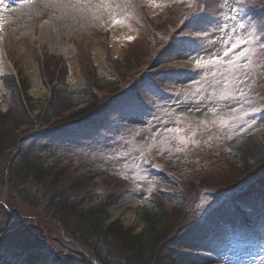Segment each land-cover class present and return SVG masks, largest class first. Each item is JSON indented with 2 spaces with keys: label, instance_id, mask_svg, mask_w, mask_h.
<instances>
[{
  "label": "rangeland",
  "instance_id": "rangeland-1",
  "mask_svg": "<svg viewBox=\"0 0 264 264\" xmlns=\"http://www.w3.org/2000/svg\"><path fill=\"white\" fill-rule=\"evenodd\" d=\"M43 1L33 0L28 3L27 0L24 2L0 0V54H5L0 55V73L5 70L2 56L6 58V64L29 80L31 85L29 94L33 99L44 94L37 76L35 52L67 59L69 66L67 82L70 89L81 88L85 83V76L80 73L78 59L75 57L78 49L81 50L84 60L93 59L100 79L105 82L112 81L114 75L110 72L111 67L108 62L110 58L125 59L134 47L139 46L135 43L137 40H141L142 43L144 38L142 33H150V22L152 26L162 23L171 6H177L176 3L179 2V0H114L113 2L74 0L71 8L65 9L60 5L45 7ZM239 1L241 6H237L238 0H214L211 3L213 9L216 8L215 6H220V10L216 12L212 24L202 31L205 37L204 46L201 48V44H197L171 52L168 59L172 60L173 68L185 64L183 60L177 59L192 57L198 51L202 57L217 55L228 61L224 52L232 47L234 37L239 35L241 39L247 34L246 29L258 18L257 10L250 7L252 0ZM236 6L240 10L239 13L234 12L233 8ZM211 12L213 13L212 10ZM121 18H125L123 22L119 21ZM113 20H118L119 23H113ZM132 22L135 25H132ZM225 24L229 25L228 29L225 32L219 31ZM240 24L245 25L246 29L239 27ZM119 28L125 29L119 30ZM101 29L102 32L105 29L108 31L107 37L99 33ZM124 30H126L124 34H120ZM128 37L132 39H127ZM135 39L137 40L133 42ZM257 41L255 46L249 45L251 51L240 65L234 66V62L230 68L214 69L207 78L195 76L184 70H174L168 77L165 87L168 94L160 92L152 98L155 109L151 108L150 119L148 117L126 120L127 127L133 134V140L124 137L112 145H103L105 142L103 129L93 139H85L86 137L82 136L88 134H81L71 140L65 139L64 141L69 140L68 145L58 149L59 154L80 151L85 156L92 154L100 156L98 149L103 145L102 155L96 160L98 168L128 171L124 162L127 160L134 162L135 158L142 154H146V158H149L148 154L154 155L156 152L167 153L168 156L171 151L179 152L189 145L203 147L219 142L226 146L225 151L231 162L241 166L243 161H253L255 167L264 169V113L247 120H238L260 108V110L264 109V106L257 102L258 99L264 100L262 96L264 93V47L262 46L264 45ZM239 49V47L234 48V54H239ZM84 51L88 53L83 54ZM106 53L108 57H105ZM145 60L146 57L143 61ZM183 86L187 88L180 89ZM1 107L2 111L6 110L5 105ZM212 116L223 121L229 119L230 123L218 124L207 121ZM114 124L115 120L112 118L108 126L112 127ZM138 125H141L140 132L137 131ZM173 128H177V131L169 138L166 145L148 144L150 140L153 142L166 140L167 134ZM92 136L93 134L88 138ZM210 137L215 140H210ZM57 143L61 145V139L57 140ZM144 144L145 147L139 146ZM248 146L254 150H261L262 154L251 152ZM130 147L131 152L123 156ZM140 171L139 166H134L128 171L134 174L133 180L136 186L133 192L136 193L125 196L119 203L117 200L112 202L111 208H108L111 219L119 220L123 228H133L137 232L146 227L145 221L140 219L139 214H144L150 209L144 200L151 191L153 183L152 176L149 175L145 179ZM213 174L218 175L219 172L214 170ZM5 195L6 192L3 191L4 200L7 198ZM14 197L15 193L10 195L7 204L14 211L22 210L24 206L18 199L13 200ZM98 203L99 198L95 196L90 203L82 206L85 209ZM164 205L170 207L171 202L167 201ZM214 205L215 201L207 198L199 204L204 211H208ZM51 230L54 229L51 227ZM61 231L62 228L59 227V233ZM160 237L156 235L153 240L150 239V242ZM198 252L199 255L178 253L172 255L171 259L174 260L173 264H264V228L257 230L251 238L225 234L220 244L204 243ZM204 256H207V259H204Z\"/></svg>",
  "mask_w": 264,
  "mask_h": 264
},
{
  "label": "trees",
  "instance_id": "trees-1",
  "mask_svg": "<svg viewBox=\"0 0 264 264\" xmlns=\"http://www.w3.org/2000/svg\"><path fill=\"white\" fill-rule=\"evenodd\" d=\"M40 71L41 74L49 75L50 77H52L53 69L50 68L48 61L44 63ZM65 75L66 70L64 69L62 70L60 79L53 87L52 94L48 100L47 105L41 111V116L44 117V119L56 116L59 113V110L63 109L71 103V92L67 90V86L64 82ZM1 85L5 88L6 91L3 95L2 103L7 105V110L5 112H0V169L2 167L0 184H2L1 177L3 175V172L7 170L8 182L13 187L15 186V183L18 179L27 177L34 171V174H39L41 170L35 169V167H31L28 162L29 151L32 152L34 143L33 141L30 142L27 139L28 144L21 148L15 149L14 146L16 141V137L14 136L15 130L19 129L21 124H26L29 122L28 117L29 111L31 109V104L30 97L26 93L28 85L26 84L24 79L21 81L23 95H20V88L14 84L13 79L12 77H10V75L4 76ZM126 102H123L122 99L114 101L113 103H111L113 107L112 110L115 109L116 112L124 111L126 109ZM85 128L89 129L87 125L77 126L76 124H74L63 129L68 134H73L81 132L82 129ZM11 146H13L14 149L11 150L9 154L3 155L4 150ZM200 169L208 175V178L204 181L205 185L212 186L214 189H223L229 186H233L243 176H246L251 172L250 168H246L245 172H242L227 165L217 166L215 164H207ZM214 170L218 171L219 174H213ZM84 182L85 181L83 176L59 179L50 175L48 176V179L46 181V190L51 188L50 194L47 196V198L50 203H53L56 210L54 215L56 216L57 222L62 228L68 227L69 223H72L75 227H79L82 222H86V224H89L88 232H81L82 228L81 231L75 230V232H78V234H80L78 239L81 242H86L88 240L86 239L89 236L88 234L92 235L99 241H108L109 239H111V237L108 238V234H111L113 237L119 235L121 233V227L118 222L111 223L109 225H106L104 223V220L108 217L104 206L111 204L112 202L116 201V199H118L120 195L123 196L124 194L119 190V196L106 195L107 201H105L103 206L95 209L89 208L87 210H83L81 208L82 203L84 202V200H90L92 195V191L85 186ZM106 191L109 192L110 195L117 194L115 192H112L109 186L106 187ZM13 193L14 191H9L7 193V197L13 195ZM15 199H18L20 201L22 199V196L18 193H15V197L13 198V200ZM180 205L181 204L177 205L176 207L180 208ZM2 214L4 213L0 207V217L2 216ZM159 216L160 219L158 221L162 222L161 218H163V215ZM2 224L3 223H0V253L1 251H3L6 253V255L7 253L11 254L12 248H23L30 243V240L20 241V237L14 235V239L10 242V244L4 247L2 245V242L7 236H4L5 230L2 228ZM71 233H73L72 229ZM122 233L123 234H121V236L118 237L117 240H115L112 247L115 248V251L120 250V252L125 255L126 251H131L136 242L141 241L142 236H132L128 231L126 233ZM92 236L91 238H93ZM121 249H123L124 251H122ZM96 250L99 251L100 248H96Z\"/></svg>",
  "mask_w": 264,
  "mask_h": 264
},
{
  "label": "snow or ice",
  "instance_id": "snow-or-ice-1",
  "mask_svg": "<svg viewBox=\"0 0 264 264\" xmlns=\"http://www.w3.org/2000/svg\"><path fill=\"white\" fill-rule=\"evenodd\" d=\"M113 23H119L118 20H113ZM239 27L241 28H245L246 26L243 25V24H240ZM127 39H132V37H128ZM239 44H242V45H248V44H253V46H255L256 44V39H255V29H253L252 32L249 33V36L247 39H239L238 41ZM237 47V44L236 43H233L232 44V48H236ZM228 51H231V48L228 49ZM251 51L250 49H242L241 52L237 55V60L240 59L241 56H247L248 52ZM227 54V53H225ZM219 59V57H216V56H213L209 61H206L205 63H215V61ZM197 63V66H201V61L200 60H197L196 61ZM215 109H213L214 111ZM233 111H235V109H233Z\"/></svg>",
  "mask_w": 264,
  "mask_h": 264
},
{
  "label": "bare ground",
  "instance_id": "bare-ground-1",
  "mask_svg": "<svg viewBox=\"0 0 264 264\" xmlns=\"http://www.w3.org/2000/svg\"><path fill=\"white\" fill-rule=\"evenodd\" d=\"M109 2L110 1H114V0H108ZM45 4H46V6L45 7H48V6H51V5H53V6H59L60 5V7L61 8H65V9H69V8H71V6L73 5V3H74V0H44L43 1ZM108 2V3H109ZM116 9V8H115ZM120 27H125L124 25H120ZM123 29H125V28H119V30H123ZM126 30H124V31H121L120 32V34H124V32H125ZM126 34V33H125ZM248 149L251 151V152H254L255 154H257V155H259V154H262V151L261 150H254L253 148H251L250 146H248ZM253 163V162H252Z\"/></svg>",
  "mask_w": 264,
  "mask_h": 264
}]
</instances>
